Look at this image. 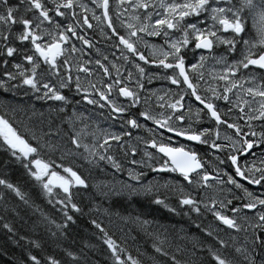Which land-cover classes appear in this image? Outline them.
<instances>
[{
	"label": "snow or ice",
	"instance_id": "6c2138e0",
	"mask_svg": "<svg viewBox=\"0 0 264 264\" xmlns=\"http://www.w3.org/2000/svg\"><path fill=\"white\" fill-rule=\"evenodd\" d=\"M91 3L93 8L80 0H0V88L5 91L23 88L38 99L51 101L50 111L53 114L65 112L64 106L69 99L62 90L68 89L78 94L84 104L107 109L112 121L123 119L124 125L128 126V130L109 132L93 125L92 131H89V126L82 123V115L73 112L69 118V131H61L59 124L53 127L49 120L46 132L42 128L26 127L28 136L25 137L13 122L0 115V147L13 162L23 167L47 202L54 207L59 206L55 207V211L60 213L63 223L48 216L41 219L49 224V231L54 236L58 233L59 237H64L69 222H75L72 213L82 212V208L73 200V189L78 191L85 188L86 180L71 163H63L66 158L82 156L89 164L102 161L113 169H121V164L109 154L112 147L109 142H117L123 151L122 137L129 136L131 129L144 127L137 118H125L129 109L140 103L137 89L144 87L142 81L146 69L140 63L143 62L155 68V71H147L149 81L162 76L165 81L175 85L176 90L169 89L164 95H156L153 90L157 108L160 109L158 115L142 109L139 117L177 137L204 144L217 153L223 154L228 150L223 158L221 155L215 157L218 164L213 171L218 174L214 177L209 175L205 161L196 151L185 146H171L163 139L159 142L155 139L146 141L162 154L156 167L143 160H132V163H142L153 171L178 173L186 184L165 182V188L176 196L179 210L185 215L211 214L214 222H218L210 223L207 227L198 225L210 241L197 240L190 249H183L190 259L182 260L175 253L170 254L165 246V237L159 233L154 237V252L166 257L171 264H204L205 252L214 264H264V193L256 195L235 179L239 177L250 185L264 188V0H91ZM88 13L92 14V20L106 25L111 36L117 40L123 60L131 61L136 68L140 79L136 81L135 89L124 83L131 80V72L121 78V69L117 64L109 61L115 70L110 71L101 59L92 61L82 58L84 49L93 47L85 31V28L93 27ZM113 16L123 32L118 31ZM13 27H17V30L12 31ZM145 36L157 38L160 43H150L144 39ZM10 37L20 47L9 43ZM77 42L80 48H77ZM140 45L148 50L150 59L143 54ZM77 52L81 53L80 57L76 56ZM97 55H100L99 50ZM17 56L19 60L13 59L9 69V58ZM102 59L107 61L108 57L103 56ZM209 62L213 68L206 73ZM93 63L98 69L95 76L99 77L102 73L99 80H93L94 70L89 66ZM206 75L208 79H205ZM113 76L115 79H112ZM202 84L206 86L203 88L206 94L203 95ZM116 93L118 97L125 98L124 101L118 102ZM186 94L194 97L202 108L195 112L185 108L182 101ZM220 101L228 107H220ZM201 114L214 121L216 127L194 129L191 121L194 117L199 122ZM186 115L189 127L175 124L176 121H184ZM225 115L229 119H224ZM221 125H226L232 134L221 137L218 130ZM87 137H91V144L86 142ZM168 139L170 141L171 137ZM219 139L225 143H218ZM45 149L51 156L58 154L60 162L43 160L40 151ZM256 149L260 150L259 154ZM128 150L136 152L131 144ZM152 155L144 152V157L149 160ZM159 160H163V163H159ZM8 162L5 160V164ZM222 165L229 166L234 176L223 172L219 167ZM221 172L227 176V185L243 191V198L233 197L239 201L235 206L233 199L218 194L224 189L217 190L209 183L213 179L217 184L224 183L220 180ZM128 175L130 179L137 180L142 174L130 169ZM0 187L32 209L28 193L19 184L0 178ZM195 189L199 191L194 194ZM205 190H212L211 194ZM144 191L151 193L152 186L145 187ZM153 203L162 205L169 212L177 211L176 207L160 197L159 189ZM4 209L7 215V204ZM11 211L13 215L17 214L15 208ZM34 211H39V207ZM143 223L148 224V221ZM91 224L103 234L102 242L111 254L112 264H140L109 236L100 223L93 219ZM0 229L10 233L8 239L16 242L13 240L16 231L11 221L4 220L0 223ZM223 230L227 231L232 244L219 235ZM19 240L25 241L33 249L42 250L41 242L36 239L20 235ZM90 247L94 246L85 242L79 251L62 248L63 260L52 255H45L42 260L31 250H26L27 260L21 264H90L85 251ZM225 248L232 249L234 255L225 253ZM180 251L177 245L176 252ZM198 252L200 256H197Z\"/></svg>",
	"mask_w": 264,
	"mask_h": 264
},
{
	"label": "trees",
	"instance_id": "16d2710c",
	"mask_svg": "<svg viewBox=\"0 0 264 264\" xmlns=\"http://www.w3.org/2000/svg\"><path fill=\"white\" fill-rule=\"evenodd\" d=\"M14 44L20 47L18 42H14ZM15 60H19V57H15ZM12 83H16V81H12ZM62 92L68 96L69 103L64 106L65 112L53 114L50 111L51 101L38 99L36 95L26 92L23 88L7 91L0 88V115L6 116L13 122L14 127L25 137L28 136V132L25 131L26 127L28 129L42 128L46 132L49 120L52 121L53 127L59 124L61 131H69V118L72 117L73 112L82 115V123L87 124L90 131V105L80 101L79 95L74 91L69 92L68 89H64ZM77 101L80 102L77 103ZM73 102L79 108L75 107L72 112L69 110V106ZM84 117L87 119H83ZM79 126L77 125V127ZM37 135H39V131H37ZM125 139L127 145L123 151L121 150L123 153L119 161L120 170L113 169L104 162L89 164L82 156L66 158L63 161L64 164L71 163L74 170H77L78 174H81L86 180L85 188L78 191L73 189V200L82 208V212L72 213L75 222H69L68 228L64 230V237H59L58 233L54 236L49 231V224L41 219L42 216H48L58 223H63L60 213L55 211V207L59 206L54 207L49 204L39 187L25 174L23 167L13 162L10 155L3 147H0V178L19 184L22 190L28 193L32 203V209H28L22 202L16 200L7 189L0 187V223L9 220L16 231V236L13 237V240L16 241L14 243L8 239L11 234L0 229V264H21L22 261L27 260L26 250H31L42 260L45 255H52L63 260L65 257L62 248L70 247L79 251L85 242L94 246L85 250L90 258V264H112L111 254L102 242L103 234L91 224L93 219L101 224L119 246L124 247L140 261V264H171V261L166 257L154 252L153 243L157 233L165 237V246L169 253H175L182 260L191 258L183 249H190L197 240L210 241V238L204 236L200 231V227L216 223L213 217L210 214L185 215L183 211L179 210L176 196L165 188V182L171 184L170 180L175 183H183L181 179H177L178 174L153 171L152 168L145 167L140 163L143 168L140 176L141 181L127 178L126 173H128L129 167H125L123 164L128 161V145L131 143H128L127 137ZM86 142L90 144V137L86 138ZM147 152L153 154L152 159L149 160L143 155L141 160L156 167L157 159L154 158L153 151L149 149ZM40 157L45 161L51 159L57 163L60 162L58 154L51 156L46 149L40 151ZM5 160L9 162L5 164ZM149 185L152 186V192L146 193L144 188ZM157 189H159L162 199H166L169 205L177 208L176 212H169L162 205L153 203ZM54 191L59 192L58 189H54ZM5 204L9 209L7 215H5ZM37 206L39 211H34ZM13 208L17 210L16 215L12 214ZM69 211L71 212V210ZM144 221H148V224H144ZM20 235L40 241L42 250L33 249L25 241L19 240ZM177 245L181 249L179 253L176 252ZM214 246L219 247L218 245ZM224 252L232 253L233 250L228 248ZM200 255L198 252L197 256ZM203 261L204 264H214L206 252L203 254Z\"/></svg>",
	"mask_w": 264,
	"mask_h": 264
},
{
	"label": "flooded vegetation",
	"instance_id": "af4514ba",
	"mask_svg": "<svg viewBox=\"0 0 264 264\" xmlns=\"http://www.w3.org/2000/svg\"><path fill=\"white\" fill-rule=\"evenodd\" d=\"M17 2H18V0H17ZM80 2L87 4L88 7H90V8L94 7V5H92V3H91V0H80ZM76 11H77V14H80L79 9H76ZM91 15H92L91 13H88V19H89L90 23L93 25V27L91 29L85 28V31H86L87 36L90 38V41H91L93 47L92 48H85L84 49L85 55L82 58L83 59H89L92 61H94L96 59H101L102 63H105V65L109 68L110 71H115V70L112 69L111 63H109V61L117 64L118 68L121 69V71L119 73L121 78L126 77L128 75V73L131 72L132 73L131 80H125L124 83L127 84L130 88L135 89L136 81L140 79L139 74L136 71V68L133 66L131 61L125 62L123 60L122 55H121V51L117 47V40L115 37L111 36L110 30L107 29L106 25L100 24L97 21L92 20ZM112 19H113V22L117 25L118 31L123 32V28L120 27L119 22L116 21V19H115V16H113ZM16 30H17V28L13 27L12 31H16ZM102 32H103V35H102ZM144 39L148 40L150 43H160V41L154 37L150 38V37L145 36ZM14 42L15 41L12 40L10 37L9 43L14 44ZM25 46H27V45H25ZM76 46H77V48L81 47L79 42H77ZM140 47L143 49V54L146 57H149V59H150L151 57L149 56L148 50L146 48H144L143 45H140ZM97 50H99V53H100L99 56L97 55ZM221 50L222 49L217 50V51H221ZM76 56L80 57L81 53L77 52ZM103 56H107L108 60L104 61L102 59ZM13 59H15V58H9V64H8L9 69L11 68V62ZM189 59L192 60V57L189 56ZM73 62H75V60ZM192 62H194V60ZM140 63L146 69V75H145L144 80L142 81L144 87H143V89H137V91L139 92V95H140V103L135 108L129 109V112L127 114H125V118H127V116L137 118L139 123L144 125V127L138 128V129H131L130 135L127 136L128 143L129 142L131 143L132 147H134L136 149V152L133 153V152L129 151L128 161L124 162L123 166L130 167V166L134 165L132 163L133 159L136 160L137 162L142 161L141 158L144 155V152L149 151V149L153 151V153L155 155L154 158H156L158 160L159 157H161V155H159L155 151V149L151 148L146 143V141L149 139H155L157 142H159L163 139L164 142L170 143L171 146H177V147L185 146L186 149H192V150L196 151L200 155V158L203 161H205V169L209 172V175L213 176V177L216 176L218 173L213 171V168L217 167V164H218L215 157L217 155H221V157L223 158L224 156L227 155V152H228L227 149L224 151L223 154L217 153L215 150L209 149L204 144H200V143L192 142V141H187L184 137H177V136H175L174 133H168L166 130L158 128V126L153 124L151 121H145L142 117H139V112L142 109L150 110L153 115H158L160 109L157 108L156 95H164L165 93L168 92L169 89H171L173 91L176 90V86L171 85L170 83L165 81L162 76L158 80L152 79L151 81H149V78L147 76V71H155V68H154V66H152L150 64L144 65L143 62H140ZM90 67L93 68V70H94L93 80H99L102 77V73H101V76H99V77L95 76V72L98 70L97 66L93 63V64H90ZM212 68H213V65L209 62L207 68L205 69V72L207 73ZM257 71H259V70H257ZM104 79H108V78H104ZM112 79H115V76H113ZM205 79H208L207 75L205 76ZM108 82L110 83L111 79H109ZM204 87H206V86L202 84V88H201V94L202 95L206 94L203 91ZM153 90H155L156 95H153ZM218 90L222 91V89H218ZM115 95L117 96L118 102L124 101L125 98L118 97V93H116ZM182 103L184 104L185 108H191L194 112L197 109L202 108V105H200L199 102L196 101L194 97H191L190 94L185 95ZM218 103H219L220 107H223V108L228 107V105H226L225 102H223V101H220ZM75 107L79 108V106H76L75 102H73L70 104L69 110L73 112V109ZM181 111L183 112V110H181ZM101 113H103V114H101ZM236 114L238 115V113H236ZM223 118L229 119V117L227 115H225ZM239 122L243 123V121H239ZM175 124L180 126V127H184V128L189 127V120L187 118V115H186L184 121H176ZM93 125H95V127L99 128V129H106L109 132H119L121 130H128V126L124 125L123 119L112 121V119L108 116V110L107 109H101V108L93 107L92 105H90V131H92ZM191 126L197 130L205 128V127H213V128L216 127L215 122L210 121V119L207 116H204L203 114H201V118H200L199 122H196L195 118L193 117V120L191 121ZM143 128H145L144 131H143ZM153 129L155 130V132L153 131ZM218 130L221 133V137L232 134V130L227 129L226 125L219 126ZM169 137H171L170 141L168 139ZM121 142L123 143V148H124L125 145H127L125 137H122ZM217 142L222 143V144L225 143V141L223 139H219V140H217ZM91 143H92V141H91V137H90V144ZM109 143L112 146L109 154L113 155L114 158L119 162L121 159L122 153H123L121 151L120 146L117 144V142L110 141ZM255 151L257 154H259L260 150L256 149ZM159 163L162 164L163 160H159ZM136 165H139V168L141 171L142 166L140 165V163H137ZM155 166H157V165H155ZM219 167L223 169V172H226L229 175L234 176V171L229 166L222 165ZM223 172L219 173V175H220V180L224 181V183L217 184V182L214 179L210 180L209 183L213 184L215 189H217V190L218 189H224V191L222 193H218L221 196H227L229 199H233V197L243 198V191L241 189H236L233 185H227V183H226L227 176L224 175ZM177 179L182 180V178L180 176ZM235 179L244 188H247L249 191L253 192L256 195H261L262 193H264V188H262L259 185H250L247 183V180L241 179L239 177H235ZM173 182H174L173 180H170L171 184H173ZM183 183L186 184V182H183ZM198 191H199V189H195L194 194H195V192H198ZM205 191H207L209 194H211L212 190H205ZM197 198H199V197H197ZM237 203H239V201L236 199H233V206H235ZM216 223H218V222H216ZM219 235L221 237H223L227 243H229V244L233 243L232 240L229 238V235H228L226 230L220 231ZM226 250H228V248H225L223 251H226ZM227 254L234 255L233 252L232 253L229 252ZM257 258H259V257L257 256Z\"/></svg>",
	"mask_w": 264,
	"mask_h": 264
},
{
	"label": "rangeland",
	"instance_id": "374dc122",
	"mask_svg": "<svg viewBox=\"0 0 264 264\" xmlns=\"http://www.w3.org/2000/svg\"><path fill=\"white\" fill-rule=\"evenodd\" d=\"M143 129L145 130V128H143ZM153 131L155 132L154 129H153ZM144 148H145V147H144ZM128 154H129V152H128ZM136 164H137V163H136ZM136 164L130 166L129 169H128V172H129L130 169H132V170H134V171H136V172H140V173H142V169H143V168H141V171H140L139 165H136ZM125 173H126V172H125ZM126 174H127V178L130 179V178L128 177V173H126ZM148 178H149V177H148ZM137 181H141V178L139 177V178L137 179ZM133 183H134V182H133ZM133 183H132V186L134 185ZM174 183H175V182H173V184H174ZM230 253H231V252H230Z\"/></svg>",
	"mask_w": 264,
	"mask_h": 264
},
{
	"label": "water",
	"instance_id": "95a60500",
	"mask_svg": "<svg viewBox=\"0 0 264 264\" xmlns=\"http://www.w3.org/2000/svg\"><path fill=\"white\" fill-rule=\"evenodd\" d=\"M155 151H156V150H155ZM158 154L162 156V154H161V153H158ZM176 174H178V173H176Z\"/></svg>",
	"mask_w": 264,
	"mask_h": 264
},
{
	"label": "bare ground",
	"instance_id": "6f19581e",
	"mask_svg": "<svg viewBox=\"0 0 264 264\" xmlns=\"http://www.w3.org/2000/svg\"><path fill=\"white\" fill-rule=\"evenodd\" d=\"M148 164V163H147Z\"/></svg>",
	"mask_w": 264,
	"mask_h": 264
}]
</instances>
